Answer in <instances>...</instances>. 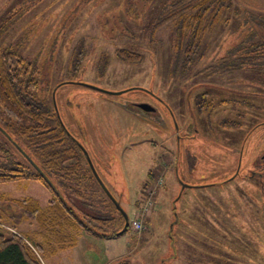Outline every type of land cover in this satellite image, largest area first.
<instances>
[{"label":"rangeland","instance_id":"obj_1","mask_svg":"<svg viewBox=\"0 0 264 264\" xmlns=\"http://www.w3.org/2000/svg\"><path fill=\"white\" fill-rule=\"evenodd\" d=\"M190 1L0 0V50L37 67L44 99L65 83L56 95L61 116L89 147L111 190L122 193L130 218L129 231L113 238L82 229L76 247L39 256L43 264H190V244L192 264H264V125L244 143L264 122V60L244 62V49L237 52L264 39V0H233L236 8L206 29L198 57H184L188 44L177 42L171 14ZM254 16L260 27L251 26ZM121 50L141 61L121 60ZM186 58L194 59L190 66ZM233 121L240 127H224ZM239 165L245 178L199 187L230 180ZM255 172L260 178L251 177ZM179 180L191 187L177 202L185 224L175 229L174 248L168 232ZM94 194L102 199L97 187ZM0 198L12 214L14 205L4 201L31 199L46 208L52 195L26 180L0 184ZM110 212L98 214L118 217L111 206ZM135 221L144 224L142 232L131 228ZM124 223L110 221L107 230ZM0 227L31 247L39 236L29 220L15 227L0 221Z\"/></svg>","mask_w":264,"mask_h":264},{"label":"trees","instance_id":"obj_2","mask_svg":"<svg viewBox=\"0 0 264 264\" xmlns=\"http://www.w3.org/2000/svg\"><path fill=\"white\" fill-rule=\"evenodd\" d=\"M231 2L233 0H192L179 12L171 14L177 21V42L180 39L188 44L184 57L186 54L189 56L195 54L198 57L197 52L204 35L207 34L206 29L214 28L225 12L234 10L235 5ZM254 17L256 21L251 26L260 27L258 17ZM247 23L248 20L244 21L242 26H247ZM260 24L264 27L263 19L260 20ZM255 37L253 36L252 40ZM249 43L251 41L247 42ZM237 49L239 56H242L244 49L242 56L244 62L251 60L258 64L261 59L264 60V39L247 48L241 46ZM118 57L128 63L141 61V55L127 50L119 51ZM186 60V64L190 66L194 59ZM38 74L37 67L19 58L16 51L0 50V184L32 180L40 183L52 195L46 208L31 199L4 201L14 205L15 210L10 214L0 207V221H12L14 227L16 222L21 220L36 222L39 226L37 232L39 236L33 240L34 246L31 247L23 236H17L0 227V264H43L39 256H57L76 247L78 239L75 234L82 229L97 237L113 238L120 236L119 233L125 226L124 223L120 230L113 232L107 230L110 221H123L124 217L99 184L77 141L88 151L99 176L121 205L123 195L117 192V197L111 190L95 164L89 147L71 132L62 116L70 135L61 125L53 101V92L59 85L51 90V97L48 100L44 99L39 94L41 83ZM240 124L234 121L223 123L224 127H240ZM262 125L264 122L253 127L247 133L244 143H247L252 133ZM242 147L239 163L243 160L245 144ZM241 168L239 174L231 181L228 179L199 187H218L238 178H245L241 175ZM253 176L260 178L257 172L251 177ZM96 187L101 200L95 197ZM261 188L264 189V184L260 186ZM184 192L180 199L183 198ZM110 206L118 217L115 215L107 220L98 214H114L109 213ZM173 210L177 211V206ZM174 215L169 238L172 246L176 248L175 229L180 223L185 224V220L181 219L177 212ZM190 245L189 262L192 264V244ZM220 251L223 250L220 248ZM177 253V251L173 253L170 261L177 259ZM119 264H128V261H121Z\"/></svg>","mask_w":264,"mask_h":264},{"label":"water","instance_id":"obj_3","mask_svg":"<svg viewBox=\"0 0 264 264\" xmlns=\"http://www.w3.org/2000/svg\"><path fill=\"white\" fill-rule=\"evenodd\" d=\"M63 85H65V83H64V84H60L57 88H55V90H54V92H53V101H54V107H55V109H56V112H57L58 118H59V120H60V123H61V125L63 126V128L66 130V132L70 135V132L67 130V128L65 127V125H64V123H63V120H62V118H61V115H60V112H59V109H58V106H57V102H56V92H57V89H59V87H61V86H63ZM84 85H85V86H88V87L96 88V87L91 86V85H87V84H84ZM97 90H99V89H97ZM100 91H104V92H106V93H108V94H111V95H121V94L123 93V92H108V91H105V90H102V89H100ZM141 108H142L143 110H145V111H149V108H148V107L142 106ZM175 121H176V120H175ZM177 128H178V127H177ZM77 144L82 148L83 152L85 153L86 158H87V160H88V162H89V165H90V167H91V169H92V171H93L95 177L97 178L99 184L101 185V187L103 188V190L106 192V194L110 197V199L113 201V203L115 204L116 208H117V209L121 212V214L123 215V217H124V219H125V226H124V229L119 233V235L124 234V233L126 232V230H128V228H129V226H130V218H129L128 213H127V212L125 211V209L122 207L120 201H118V200L112 195V193L110 192V190L108 189V187L106 186V184L104 183V181H103V180L101 179V177L99 176V174H98V172H97V170H96V168H95V166H94V164H93V162H92V159H91V157H90L88 151H87V150L85 149V147H84L81 143H79L78 141H77ZM240 168H241V165H239V168H238L236 174L233 176V178H231L232 180H233V179L239 174ZM176 172L178 173V171H177V167H176ZM177 176H178V174H177ZM178 179H179V176H178ZM231 179H230V181H231ZM179 182L181 183L182 188H181L180 194H179V196H178V199L174 202V208L177 206V201H178V200L180 199V197L182 196V193L184 192V190L187 189V188H189V187H191V186H189V185L183 184L180 180H179ZM208 185H209V184H208Z\"/></svg>","mask_w":264,"mask_h":264},{"label":"built area","instance_id":"obj_4","mask_svg":"<svg viewBox=\"0 0 264 264\" xmlns=\"http://www.w3.org/2000/svg\"><path fill=\"white\" fill-rule=\"evenodd\" d=\"M132 228L135 232L140 233L141 231L144 230V224L141 221H135L132 224Z\"/></svg>","mask_w":264,"mask_h":264},{"label":"crops","instance_id":"obj_5","mask_svg":"<svg viewBox=\"0 0 264 264\" xmlns=\"http://www.w3.org/2000/svg\"><path fill=\"white\" fill-rule=\"evenodd\" d=\"M176 166H177V168H178V165H177V161H176ZM177 172H176V176H177ZM177 178H178V176H177ZM180 194V193H179ZM174 209V205L172 206V210ZM173 217H175V215H173ZM169 233V232H168ZM118 258H120V257H118Z\"/></svg>","mask_w":264,"mask_h":264},{"label":"flooded vegetation","instance_id":"obj_6","mask_svg":"<svg viewBox=\"0 0 264 264\" xmlns=\"http://www.w3.org/2000/svg\"><path fill=\"white\" fill-rule=\"evenodd\" d=\"M143 111V109H141ZM147 113V112H146Z\"/></svg>","mask_w":264,"mask_h":264}]
</instances>
